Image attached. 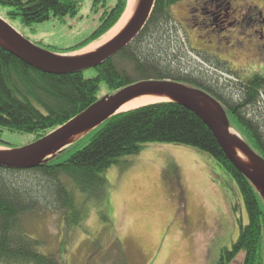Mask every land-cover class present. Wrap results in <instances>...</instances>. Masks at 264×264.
<instances>
[{"label": "trees", "instance_id": "trees-1", "mask_svg": "<svg viewBox=\"0 0 264 264\" xmlns=\"http://www.w3.org/2000/svg\"><path fill=\"white\" fill-rule=\"evenodd\" d=\"M83 1L0 0V7L13 10L8 13L10 20L21 19L25 26L31 27L52 18L77 16ZM180 1L156 0L142 33L122 52L89 70L95 72L92 78L85 77L87 71L70 75L40 72L0 46V147L12 149L3 140L6 131L31 135L34 143L62 127L100 101L102 83L114 94L142 81L172 80L222 100L231 127L264 158V80L254 78L221 85L218 77L215 81L216 75L205 71L210 78L208 82L203 78L204 71H200L199 77L182 67L183 59L178 58L176 47L171 48L173 43H182L173 35L179 30L171 13V8ZM128 2L118 0L115 7L109 8L108 0H93L94 9H104L98 29L61 54L79 52L105 36L119 23ZM146 43L152 44L147 45L151 49L160 45L161 52L146 49ZM223 66L226 67L225 64L219 67ZM211 89L218 90L214 93ZM152 143L199 150L230 175L241 195L248 222L246 225L242 220L239 222L237 241L231 250L222 252L217 264H232L240 256L241 264H264L263 198L231 163L204 122L185 107L170 102L120 113L35 169L0 168V264H62L56 256L41 253V239L22 228V217L35 213L41 192L34 189L35 181L25 183L19 175H27L29 181L42 179L47 183L46 200L65 211L66 228H82L88 196L103 193L106 188L104 174L121 159L138 154ZM81 194L87 199L80 204ZM103 218L110 224L109 218Z\"/></svg>", "mask_w": 264, "mask_h": 264}, {"label": "rangeland", "instance_id": "rangeland-1", "mask_svg": "<svg viewBox=\"0 0 264 264\" xmlns=\"http://www.w3.org/2000/svg\"><path fill=\"white\" fill-rule=\"evenodd\" d=\"M192 1L181 0L171 13L179 30L173 34L175 40L177 37L187 42L191 37L195 43H173L171 48L176 47L178 58L183 59L182 67L189 72L200 77V71H206L225 85L227 77L220 76L224 69L218 68L217 74L208 65V57L223 64L224 56L218 52L207 56L206 51L211 52L207 46H212L209 37L197 27L194 33L192 23L186 21ZM117 2L108 0L107 6L113 8ZM12 11L10 7H0V18L39 48L60 54L88 39L98 29L104 13L102 8H93V0H84L77 16L52 18L28 27L21 19L10 20L8 13ZM219 18L217 22L221 24L223 16ZM147 45L152 44H145L151 51L162 50L160 45L152 49ZM232 60L236 67L247 64L244 54H234ZM228 66L235 68L232 63ZM94 76L93 71L85 72L86 78ZM203 78L210 80L206 73ZM111 95L102 83L99 99ZM3 140L12 149H19L32 144L33 136L6 131ZM19 176L25 183L35 181L34 189L41 192L35 213L22 217V228L41 239V253L56 256L62 264H217L222 252L231 250L237 241L239 222H248L241 195L230 175L208 154L191 147L152 143L138 154L121 159L104 174L103 193H92L88 199L79 196L78 202L87 199L88 205L83 209L82 228H66L65 211L46 200L47 183L42 179L29 181L25 174ZM103 216L109 218L110 224ZM242 258L232 264H241Z\"/></svg>", "mask_w": 264, "mask_h": 264}, {"label": "water", "instance_id": "water-1", "mask_svg": "<svg viewBox=\"0 0 264 264\" xmlns=\"http://www.w3.org/2000/svg\"><path fill=\"white\" fill-rule=\"evenodd\" d=\"M156 0H140L137 12L117 37L88 55L56 54L39 48L0 18V46L40 72L70 75L96 69L131 45L149 22ZM148 95L165 96L198 116L210 129L221 149L248 179L264 200V158L258 155L230 125L224 107L212 96L196 88L172 80L142 81L104 98L44 138L19 149L0 150V168L8 170L35 169L63 152L67 147L120 114L128 102ZM237 135H233L232 132ZM78 138L72 141L74 138ZM241 151L250 165L239 160Z\"/></svg>", "mask_w": 264, "mask_h": 264}, {"label": "flooded vegetation", "instance_id": "flooded-vegetation-1", "mask_svg": "<svg viewBox=\"0 0 264 264\" xmlns=\"http://www.w3.org/2000/svg\"><path fill=\"white\" fill-rule=\"evenodd\" d=\"M188 12L189 18L186 21L192 23L191 30L196 33L195 27L198 30L202 29L210 39L208 43L212 46L207 47H209L208 51L211 52L206 51L207 55L218 52L224 56L221 63L225 64L226 67H219L222 64L215 63L213 59H210L211 61L208 60L210 61L209 70L218 74V68L224 69L225 72L220 73V76L227 77L225 84L235 85L239 81L246 82L254 78L263 82L264 0H193L188 7ZM217 13L220 15L217 16ZM222 16L223 21L218 24L217 17L221 19ZM183 30L188 33V30ZM200 38V36L197 37V39ZM187 42L195 43L191 37ZM187 42L183 41L182 43ZM237 53L245 55L247 63L245 66L237 65L236 67V64L232 62V55ZM208 61L204 63L207 64ZM230 63L235 67L234 69L228 66ZM245 73H248L247 78H245ZM240 74L243 77L240 78ZM211 91L214 92L213 89ZM217 100L225 106L222 100L219 98ZM177 183V186L180 187V183Z\"/></svg>", "mask_w": 264, "mask_h": 264}, {"label": "bare ground", "instance_id": "bare-ground-1", "mask_svg": "<svg viewBox=\"0 0 264 264\" xmlns=\"http://www.w3.org/2000/svg\"><path fill=\"white\" fill-rule=\"evenodd\" d=\"M139 4H140V0H129L127 10L123 15V17L121 18V20L119 21V23L111 31H109L102 39L96 41L95 43L91 44L90 46H88L87 48H85L84 50H82L81 52L75 55L79 56V55H88L94 53L97 50H99L103 45H105L106 43L110 42L115 37H117L121 32H123L126 29L129 23L132 21V19L134 18L137 12ZM170 101L171 100L165 96H156V95L141 96L124 105L121 108L120 112L124 113L144 106H148L156 103H162V102H170ZM231 132L233 135H237L233 131ZM78 138L76 137L72 141H75ZM237 154L240 161H242L246 165H250L248 158L241 151L238 150Z\"/></svg>", "mask_w": 264, "mask_h": 264}]
</instances>
